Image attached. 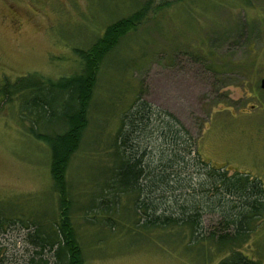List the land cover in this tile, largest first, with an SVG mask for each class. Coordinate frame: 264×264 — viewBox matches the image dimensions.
I'll return each mask as SVG.
<instances>
[{"label": "rangeland", "instance_id": "obj_1", "mask_svg": "<svg viewBox=\"0 0 264 264\" xmlns=\"http://www.w3.org/2000/svg\"><path fill=\"white\" fill-rule=\"evenodd\" d=\"M144 1L0 0V85L32 72L50 79L78 72L74 49H86L106 24ZM149 3L99 68L88 129L68 165L70 221L83 264H216L231 249L209 238L223 227L219 208L198 203L206 208L197 239L185 227L142 228L128 207L113 216L94 204L107 178L109 139L138 93L156 108V126L167 131L171 114L193 139L186 158L194 168L181 177L192 174L194 183L208 177L191 161L197 149L210 166L258 179L264 191V0ZM24 112L19 96L0 100V216L10 220L0 229V264H56L55 246L42 249L30 239L37 226L48 231L59 209L47 144L31 134ZM148 141L161 148L164 139L153 132ZM217 188L204 199L214 207L230 199ZM109 216L116 225L106 223ZM248 233L234 248L264 264V194Z\"/></svg>", "mask_w": 264, "mask_h": 264}, {"label": "trees", "instance_id": "obj_2", "mask_svg": "<svg viewBox=\"0 0 264 264\" xmlns=\"http://www.w3.org/2000/svg\"><path fill=\"white\" fill-rule=\"evenodd\" d=\"M149 2L135 5L125 15L111 20L102 35L86 49H74L81 64L78 72L58 79L44 78L32 72L13 81L5 80L0 85L1 102H12L19 96L21 109L27 112L24 117L31 121V134L48 147L49 170L58 197V218L47 226V232H41L37 226L34 234L30 233V239L42 249L55 246L56 264H83L81 248L70 221L68 165L88 129L89 108L99 68L120 39L143 20ZM155 109L138 93L130 107L119 116V125L108 142L111 151L110 165L104 171L107 175L102 186L105 195L99 191L100 199L94 204L98 212L114 216L121 214L122 207H128L132 212L129 218L138 216L142 228L185 227L198 239L202 236L201 213L206 207L197 206L200 202L206 203L215 210L219 208L223 225L218 233L211 232L209 238H213L218 247L231 248L216 264H263L234 248L235 244L248 239L252 221L260 214L264 191L258 179L240 172L228 174L223 167L214 168L200 157L197 149H193L191 161L198 174L204 172L208 177L198 183L192 181V174L181 177L194 168L186 158L192 154L193 139L171 114L168 121H164L167 131H162L163 128L153 121L157 115ZM53 126L57 129L50 131ZM47 127L49 132L40 130ZM153 132H157V137H163L161 148L147 147ZM92 140L99 141L100 138ZM218 184L220 192L230 199L223 197L214 207L204 199L209 190H218ZM178 190L181 194L177 198L174 193ZM122 196L123 203L120 201ZM105 221L111 226L117 222L110 216ZM6 223L10 220L0 216V229Z\"/></svg>", "mask_w": 264, "mask_h": 264}, {"label": "water", "instance_id": "obj_3", "mask_svg": "<svg viewBox=\"0 0 264 264\" xmlns=\"http://www.w3.org/2000/svg\"><path fill=\"white\" fill-rule=\"evenodd\" d=\"M259 86L264 91V77L260 79Z\"/></svg>", "mask_w": 264, "mask_h": 264}]
</instances>
